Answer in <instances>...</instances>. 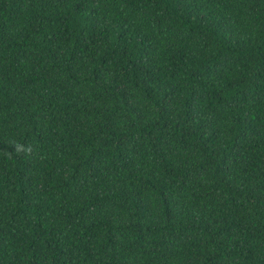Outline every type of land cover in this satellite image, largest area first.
<instances>
[{
  "label": "trees",
  "instance_id": "16d2710c",
  "mask_svg": "<svg viewBox=\"0 0 264 264\" xmlns=\"http://www.w3.org/2000/svg\"><path fill=\"white\" fill-rule=\"evenodd\" d=\"M0 264H264V0H0Z\"/></svg>",
  "mask_w": 264,
  "mask_h": 264
}]
</instances>
